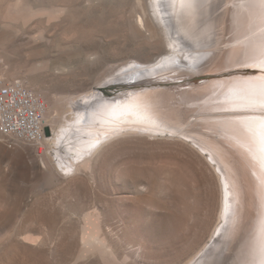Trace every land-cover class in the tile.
I'll return each mask as SVG.
<instances>
[{
	"label": "rangeland",
	"instance_id": "rangeland-1",
	"mask_svg": "<svg viewBox=\"0 0 264 264\" xmlns=\"http://www.w3.org/2000/svg\"><path fill=\"white\" fill-rule=\"evenodd\" d=\"M150 1L0 0V83L19 81L47 108L42 152L0 135V264L240 262L249 215L243 209L230 236L218 237L225 204L221 171L192 139L118 129L84 157L64 148L67 165L55 157L59 134L76 126L85 97L135 92L137 83L103 84H112L118 68L153 64L171 49ZM168 14L175 20L171 33L178 26L191 47L179 14ZM230 37L228 30L223 39ZM183 51L175 54L186 59ZM201 60L196 67L203 65L202 73H174L182 78L159 85L181 91L214 75L207 72L212 63Z\"/></svg>",
	"mask_w": 264,
	"mask_h": 264
},
{
	"label": "bare ground",
	"instance_id": "bare-ground-1",
	"mask_svg": "<svg viewBox=\"0 0 264 264\" xmlns=\"http://www.w3.org/2000/svg\"><path fill=\"white\" fill-rule=\"evenodd\" d=\"M166 1L151 0L149 12L153 14L162 35L169 38L171 49H166L153 64H130V67L123 66L111 74L113 82L119 81L120 72L124 68H131L125 75L136 76V86L140 85L141 88H136L135 92L129 90L112 98H104L97 92L92 97H85L83 100L87 99L86 102L78 104L79 109L76 110V126H68L61 134L58 133L55 157L67 165L64 148L76 150L84 157L89 147L94 148L100 143L102 136L118 129L145 131L158 136L178 134L192 139L200 150L208 152L210 160L221 171L225 204L223 225L218 237L230 236L242 210L246 209L249 227L243 256L238 264H264V167L261 166L264 152L260 150L258 138L255 143L252 142L242 122L251 114L233 103L244 89L258 86L264 73L244 77L226 72L246 67L264 71L260 67V61L264 59V0ZM168 13H175V18L179 14L184 32L192 42L191 47L181 36L177 25V32L171 33L175 20ZM228 30L231 37L225 41L223 36ZM175 34H179V37ZM185 49L189 52L186 59L175 54ZM200 60L212 63L207 72L214 75L201 77L181 91L159 85L158 82H165L163 80L179 78L172 76L174 73L184 72L189 76L202 73L203 65L198 69L196 67ZM178 63L184 66L192 64L183 69ZM108 84L104 83L103 86ZM46 109L45 106V113ZM190 118H193L191 122ZM191 129L198 133H192ZM44 142L35 145L39 152H42L40 147ZM86 163L83 162V165ZM88 241L94 245L100 244L95 236H90ZM217 245L223 247L224 242Z\"/></svg>",
	"mask_w": 264,
	"mask_h": 264
},
{
	"label": "built area",
	"instance_id": "built-area-1",
	"mask_svg": "<svg viewBox=\"0 0 264 264\" xmlns=\"http://www.w3.org/2000/svg\"><path fill=\"white\" fill-rule=\"evenodd\" d=\"M45 104L19 81L0 83V135L12 141L44 142Z\"/></svg>",
	"mask_w": 264,
	"mask_h": 264
},
{
	"label": "snow or ice",
	"instance_id": "snow-or-ice-1",
	"mask_svg": "<svg viewBox=\"0 0 264 264\" xmlns=\"http://www.w3.org/2000/svg\"><path fill=\"white\" fill-rule=\"evenodd\" d=\"M260 67L264 69V59L260 61ZM241 109L250 113L244 121L246 130L250 134L253 143L259 140L260 150L264 152V76L258 86H249L233 100ZM264 167V159L261 161Z\"/></svg>",
	"mask_w": 264,
	"mask_h": 264
},
{
	"label": "water",
	"instance_id": "water-1",
	"mask_svg": "<svg viewBox=\"0 0 264 264\" xmlns=\"http://www.w3.org/2000/svg\"><path fill=\"white\" fill-rule=\"evenodd\" d=\"M183 66V65H182ZM184 68H187V65L183 66ZM131 69V68H126V69H123L118 78H120L121 80L119 81H114L112 82V84H108V85H111L110 87H115V86H118V85H129L130 83L133 84V83H137V78L136 76L134 75H129L128 77L126 76L127 75V71ZM225 72V71H224ZM227 73H233L235 75H239V76H244V77H247V76H256L257 74L259 73H264V71H259V69H255V68H249V67H246V68H235V69H231V70H228L226 71ZM126 74V75H125ZM106 85V86H108ZM104 86V87H106ZM100 90L103 89V87H99ZM113 89V88H111ZM118 90V89H117ZM117 90L115 92H117ZM115 92H111V93H106L105 91L102 92L104 95H113V93ZM102 94V96H104Z\"/></svg>",
	"mask_w": 264,
	"mask_h": 264
}]
</instances>
